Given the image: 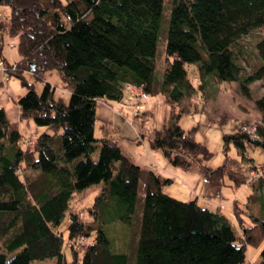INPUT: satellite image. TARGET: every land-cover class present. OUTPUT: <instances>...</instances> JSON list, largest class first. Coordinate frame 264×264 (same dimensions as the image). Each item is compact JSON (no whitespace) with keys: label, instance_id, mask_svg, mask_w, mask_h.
I'll use <instances>...</instances> for the list:
<instances>
[{"label":"trees","instance_id":"obj_1","mask_svg":"<svg viewBox=\"0 0 264 264\" xmlns=\"http://www.w3.org/2000/svg\"><path fill=\"white\" fill-rule=\"evenodd\" d=\"M162 5L163 0H0L7 9V17L0 18V38L15 36L20 55L12 65L5 63V71L26 86L15 100L18 117L44 127L23 146L16 121L7 119L0 105V264L45 258H54L55 264H128L125 251L110 249L104 226L131 222L142 169L118 145L93 134L96 100H121L125 82L141 84L146 92L167 91L168 116L152 130L149 144L171 165L196 168L212 185L245 183L248 163L242 165L227 149L232 145L240 158L246 146L264 152V94L253 101L260 113L257 138L242 128L223 132V158L214 167L203 162L211 153L193 137L195 127L183 129L177 122L181 112L171 105L190 97L207 76L214 82L235 81L239 93L250 98L249 84L264 78V0H171L158 89L153 57ZM246 35L252 36L255 58L247 71L242 65L249 63ZM190 63L197 74L192 82ZM24 69L37 76L56 70L69 91L67 102L53 98L48 82L36 92L22 77ZM145 182L132 264H264V244L256 261L245 260L246 247L264 240L259 196L247 195L255 205L248 222L241 215L248 211L231 200L235 227L217 207L163 192L170 177L148 169ZM93 184L99 188L92 195L89 220L69 212L63 242L58 226L69 197ZM79 238L89 240L80 244ZM65 241L68 259L62 251Z\"/></svg>","mask_w":264,"mask_h":264},{"label":"rangeland","instance_id":"obj_2","mask_svg":"<svg viewBox=\"0 0 264 264\" xmlns=\"http://www.w3.org/2000/svg\"><path fill=\"white\" fill-rule=\"evenodd\" d=\"M170 4L171 0H163L161 20L153 57L154 85L158 89H160L159 82L161 80L163 68L165 67L162 50L164 47L165 29ZM0 12V18L3 19V14L7 17V9L0 7ZM251 37V35H246L243 39L246 46L245 48H247L249 54V63L242 64L245 71L249 69L251 62L255 60L250 51ZM1 56L5 61L2 60ZM19 57L20 55L16 49V37L3 33L0 38V59L2 65L4 66L5 63L12 64ZM193 68L194 64L192 63L187 66V77L191 82L194 76L197 75ZM4 71L5 70H2L0 67V105L3 107L7 119L16 121L21 132L19 143L24 146L31 137L34 138L43 129V126L35 124L31 119L18 117V108L15 100L25 92L26 86L20 82L19 77ZM21 75L24 80L32 83L36 92H40L43 83L48 82L52 87L53 98H60L63 102H67L69 91L64 87L56 70H47L37 76L31 71L24 69L21 71ZM127 83L134 84L131 82L122 84L121 89L123 96L124 92L127 93ZM193 84L195 85V83ZM200 84H202V87H195L194 93L190 97H183L177 102H174L171 106L174 112H181L177 122L183 129H189L192 126L195 127L193 137L203 143L211 153L203 162L206 166L214 167L219 164L223 158L221 149V135L223 132L241 129L249 125L254 126L255 130V124L260 119V113L255 108L253 101L256 97L264 94V78L257 79L249 84L251 92L250 98H246L239 93L235 81L214 82L210 76H207ZM166 93V90L146 92V98L142 99L144 103L143 106L140 107L139 110H134V112L133 107L124 103L123 99L106 101L97 99L95 102L94 134L101 135L100 133L103 131L101 122H106L107 127H110V134H113L115 131L114 136H111V141L118 145L121 151L131 161L142 167L137 184L136 209L131 222L127 223L115 220L104 226L110 249L113 251H125L129 256L128 264H132L133 261L132 251L134 250L138 236L140 198L144 194L146 188L145 179L148 169H151L161 176L170 177L173 183L163 185L162 190L181 200L195 197L197 203L201 205H208L211 207L215 205V207L223 210L224 208H220L217 204L225 203L236 197L240 206L248 211V213L244 211V214H241L244 222H248L249 218L247 216L255 212V205L250 204L245 193L251 190L253 195L256 197L259 196L261 200H264V182L262 184H257L255 180H250L246 182L249 186H245L244 184L242 189H239L241 187L228 185H212L201 176L196 168L183 169L171 165L159 148L150 147L149 135L154 128L161 126L166 120L170 110V104ZM254 138L257 137L255 136ZM227 154L237 157L242 165L246 163H248L247 166L252 163L262 165V162H264V152L255 145L245 147L243 158L238 156L236 149L232 145L228 147ZM252 183H254L253 186ZM98 188L99 184H93L79 192H74L69 197L65 215L61 224L58 226L63 237V242L66 239L64 227L67 222L68 213L76 212L80 219L84 221L89 220L88 210L90 208L92 195ZM184 188L188 195L184 194ZM203 197H209L210 203L204 200ZM244 202L246 203L245 207L242 205ZM227 207L230 208V206ZM228 208H226L225 214L229 216ZM241 212L243 213V211ZM231 218H233V225L238 227L236 224V215L231 216ZM89 238H85L84 240L79 238V243L81 244V240L86 242ZM263 244L264 240L257 247L248 245L245 250V260L250 262L256 261L258 251ZM62 251L65 259H68V242L65 241V243H63ZM30 264H55V260L54 258L32 260Z\"/></svg>","mask_w":264,"mask_h":264},{"label":"built area","instance_id":"obj_3","mask_svg":"<svg viewBox=\"0 0 264 264\" xmlns=\"http://www.w3.org/2000/svg\"><path fill=\"white\" fill-rule=\"evenodd\" d=\"M1 13V12H0ZM4 17H6L5 14H3ZM13 64V63H12ZM11 64V65H12ZM0 67L2 70H5L6 68V64L3 66L1 59H0ZM127 94L129 95L127 99H125L126 101L128 100V102L131 101V99L133 97L138 98V101L135 102H130V106L133 107V112L134 110H139L140 107L143 106V101L142 99H145L147 94L146 91L143 89V86L141 84H129L127 83ZM242 129L247 132L251 137H257L256 132L254 130V126L249 125V126H244L242 127ZM32 142V139L28 140L26 143L30 144ZM256 177H264V166L258 163H252L251 165H249L247 167L246 170V178H245V183L249 182L250 180L256 178ZM220 208H223L224 205L219 203L217 204Z\"/></svg>","mask_w":264,"mask_h":264},{"label":"crops","instance_id":"obj_4","mask_svg":"<svg viewBox=\"0 0 264 264\" xmlns=\"http://www.w3.org/2000/svg\"><path fill=\"white\" fill-rule=\"evenodd\" d=\"M2 77H3V75H2ZM128 94L127 93H125L124 92V96L122 97V99L124 100L123 102L124 103H126V104H128L129 106H130V102H135V101H138V98H136V97H133L132 99H131V101L130 102H128V101H126L125 99H127L128 98V96H127ZM98 99H102V98H98ZM103 100V99H102ZM94 114H95V107H94ZM94 123H95V121H94ZM101 127H102V129H103V131L100 133L101 135H95L94 134V131H93V134H94V136L95 137H97V138H101V137H105V138H108L109 140H110V142H113V141H111V136H114V133H115V131H114V133L113 134H110V127H107V124H106V122H101ZM93 128H94V126H93ZM43 129H44V127H43ZM42 129V130H43ZM41 130V131H42ZM30 139H33V137H31ZM29 139V140H30ZM141 167V166H140ZM142 168V167H141ZM166 177H168V176H166ZM170 183H173V180L171 179V182ZM244 184H245V186L246 185H248L249 186V184L248 183H243V184H241L240 186H238V187H241V188H239V189H242L243 187H244ZM243 186V187H242ZM173 191V190H172ZM184 194L185 195H188V193L186 192V190H185V188H184ZM173 192H175V191H173ZM249 193H251V190H248L247 191V193H245V196H247ZM171 195V194H170ZM174 195H175V193H174ZM176 198V197H175ZM204 198V200H206L207 202H209V200H210V198L209 197H203ZM236 198V197H235ZM245 198V197H244ZM233 199V198H232ZM232 199H230V201L228 200V201H226L225 203H221V204H223L224 205V209L222 210L223 212H226V208H228L227 206H230L231 204H230V202H231V200ZM237 199V198H236ZM181 200V199H180ZM241 201V200H240ZM243 201V200H242ZM210 203V202H209ZM211 204H214V203H211ZM208 206V205H207ZM208 207H210V208H215V205L213 206V207H211V206H208ZM225 210V211H224ZM229 212H228V214H229V216L231 217V216H233V213H232V211H231V207L230 208H228L227 209Z\"/></svg>","mask_w":264,"mask_h":264},{"label":"water","instance_id":"obj_5","mask_svg":"<svg viewBox=\"0 0 264 264\" xmlns=\"http://www.w3.org/2000/svg\"><path fill=\"white\" fill-rule=\"evenodd\" d=\"M33 66H30V70H32Z\"/></svg>","mask_w":264,"mask_h":264},{"label":"bare ground","instance_id":"obj_6","mask_svg":"<svg viewBox=\"0 0 264 264\" xmlns=\"http://www.w3.org/2000/svg\"><path fill=\"white\" fill-rule=\"evenodd\" d=\"M5 61V60H4ZM7 66V65H6ZM142 110V109H141Z\"/></svg>","mask_w":264,"mask_h":264}]
</instances>
